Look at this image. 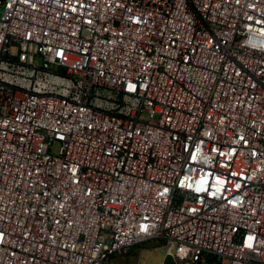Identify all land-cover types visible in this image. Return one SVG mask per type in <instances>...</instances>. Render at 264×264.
Segmentation results:
<instances>
[{
    "label": "built area",
    "instance_id": "obj_1",
    "mask_svg": "<svg viewBox=\"0 0 264 264\" xmlns=\"http://www.w3.org/2000/svg\"><path fill=\"white\" fill-rule=\"evenodd\" d=\"M264 264V0H0V264Z\"/></svg>",
    "mask_w": 264,
    "mask_h": 264
},
{
    "label": "rangeland",
    "instance_id": "obj_2",
    "mask_svg": "<svg viewBox=\"0 0 264 264\" xmlns=\"http://www.w3.org/2000/svg\"><path fill=\"white\" fill-rule=\"evenodd\" d=\"M161 240L147 241L113 257L114 264H161L164 247Z\"/></svg>",
    "mask_w": 264,
    "mask_h": 264
},
{
    "label": "water",
    "instance_id": "obj_3",
    "mask_svg": "<svg viewBox=\"0 0 264 264\" xmlns=\"http://www.w3.org/2000/svg\"><path fill=\"white\" fill-rule=\"evenodd\" d=\"M161 264H177V263L169 253H166L162 257Z\"/></svg>",
    "mask_w": 264,
    "mask_h": 264
}]
</instances>
